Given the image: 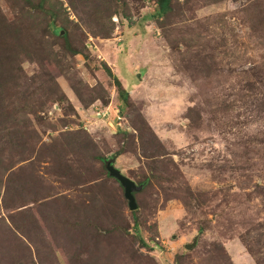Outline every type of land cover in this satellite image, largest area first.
<instances>
[{"label":"rangeland","instance_id":"rangeland-1","mask_svg":"<svg viewBox=\"0 0 264 264\" xmlns=\"http://www.w3.org/2000/svg\"><path fill=\"white\" fill-rule=\"evenodd\" d=\"M48 1L56 20L0 0V51L21 53L0 101V225L25 264H264V0L166 15L156 0H96V15ZM102 157L144 183L136 212Z\"/></svg>","mask_w":264,"mask_h":264},{"label":"trees","instance_id":"trees-1","mask_svg":"<svg viewBox=\"0 0 264 264\" xmlns=\"http://www.w3.org/2000/svg\"><path fill=\"white\" fill-rule=\"evenodd\" d=\"M95 1L96 0L83 1L82 2L83 9H85V11H87V12L91 11L92 13H94V15L101 14L102 11L98 12L96 9L97 7L95 5ZM104 1L106 2V0H104ZM113 1L114 0H111V2H113ZM117 1L121 5L123 3V1H125V0H117ZM25 2L28 3V5L31 9L38 11V12H41L43 14H44V12H46V13H48L46 15L52 19L54 18V20H56V17L59 14L58 11L48 12L46 10V4H47V2H49L48 0H38L37 5H34V2L32 0H25ZM156 2L160 6L161 14L166 15L171 11L174 0H156ZM59 4H60V2H59ZM113 21H114V23H116V25L119 24V20H118L117 16L113 18ZM114 25L115 24L112 23V26H114ZM50 36H53L54 38H57V39L66 40L65 46H66L67 50L71 51V54H73V55L78 54V52L76 50L71 49V45L67 41V39L69 37V31L67 30V27L64 24L57 26V24L54 23L53 24V30H50ZM9 45L10 46H4L3 45V48L0 51V101H1V105H3L4 102L6 101V99L12 95L10 84L7 82H12L11 84H14V87H16L19 84L18 81L20 79V77H19L20 67L19 66H20L21 60H19V57H20L21 53H20V51L18 52V47H16L17 46L16 43H11ZM106 72L114 80L116 88L118 89V93H119L120 97L122 98V100L125 103H129V93L123 88L120 80L113 75L111 69L107 65H106ZM4 76H8V77L4 78ZM99 159H100L101 163L103 164V168H104V171H105L107 177L115 180L120 185V183L116 179L110 177L108 171L106 170L105 163L108 160L103 158V157L99 158ZM109 160H112V159H109ZM142 184L144 185V183H142ZM142 184H140L139 186H142V188H143ZM121 188H123V187L121 186ZM137 193L138 192L134 193L135 198H136ZM134 212H136V211H134ZM69 215L71 216V214H69ZM83 215H85V214H83ZM94 222H95V220H94ZM90 223H92V221L86 216L85 223H82V219L81 220L79 219L77 224H75V226H73L71 229H74V227H80L83 224L89 225ZM135 226H138V222L136 223ZM2 228H3V226L0 225V236L1 235L5 236L7 238L8 242L6 245L0 243V264H25L26 260H28V261L30 260V262H33L34 259L29 258L31 256L30 253H29V255L25 256V254L27 252H30L29 249L27 248V246L24 245L25 243L23 241H21L20 239H19L20 240L19 243H16V241H15L16 235H15L14 231L6 228V231L3 230V232H2ZM4 229H5V227H4ZM98 234L97 235L99 236V238L102 237L101 236L102 234L100 231ZM55 238L58 239L57 237H55ZM139 240H140V243L143 247L148 248V245L145 243L143 238H139ZM9 254H11V256H9ZM38 255H39V250L37 249V256ZM92 260H95V259L93 258ZM38 261H39L38 264H44V263H42V261L40 260L39 257H38Z\"/></svg>","mask_w":264,"mask_h":264},{"label":"water","instance_id":"water-1","mask_svg":"<svg viewBox=\"0 0 264 264\" xmlns=\"http://www.w3.org/2000/svg\"><path fill=\"white\" fill-rule=\"evenodd\" d=\"M115 160H108L105 163L106 170L108 171L110 177L116 179L124 189L125 199L128 201V206L131 212L138 210V204L134 193L139 192L142 189V186H138L133 180L129 177L123 175V173L117 169L114 165ZM197 242L195 241L192 245H187L186 249L191 250L196 246Z\"/></svg>","mask_w":264,"mask_h":264},{"label":"built area","instance_id":"built-area-1","mask_svg":"<svg viewBox=\"0 0 264 264\" xmlns=\"http://www.w3.org/2000/svg\"><path fill=\"white\" fill-rule=\"evenodd\" d=\"M95 111H96V114L99 116V117H106L109 115L108 113V110H101L99 109L98 107L95 108ZM98 111V112H97Z\"/></svg>","mask_w":264,"mask_h":264}]
</instances>
